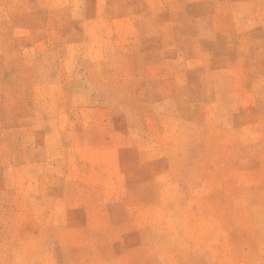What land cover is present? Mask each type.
<instances>
[{
    "label": "rangeland",
    "instance_id": "1",
    "mask_svg": "<svg viewBox=\"0 0 264 264\" xmlns=\"http://www.w3.org/2000/svg\"><path fill=\"white\" fill-rule=\"evenodd\" d=\"M0 264H264V0H0Z\"/></svg>",
    "mask_w": 264,
    "mask_h": 264
}]
</instances>
